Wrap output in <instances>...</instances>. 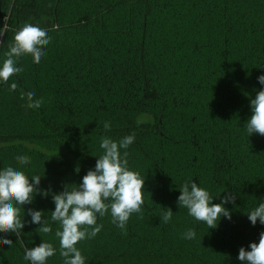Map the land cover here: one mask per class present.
<instances>
[{"label":"trees","instance_id":"1","mask_svg":"<svg viewBox=\"0 0 264 264\" xmlns=\"http://www.w3.org/2000/svg\"><path fill=\"white\" fill-rule=\"evenodd\" d=\"M25 23L51 42L39 63L24 55L23 71L0 81V170L42 177L49 195L23 206L18 235L0 233L12 241L0 243V264H31L25 249L42 241L56 249L46 264H64L52 193L95 168L102 137L133 133L126 151L129 169L145 179L142 213L123 229L110 209L97 214L101 231L76 245L86 264H243L239 249L264 232L247 217L264 202V136L246 125L250 100L264 89V0H0V66ZM21 92L41 106L28 108ZM17 155L31 163L21 166ZM189 180L215 204L236 196L224 205L231 220L209 229L178 207ZM29 208L44 212L50 233L30 223ZM167 208L174 214L164 223ZM189 229L194 239L184 238Z\"/></svg>","mask_w":264,"mask_h":264},{"label":"clouds","instance_id":"2","mask_svg":"<svg viewBox=\"0 0 264 264\" xmlns=\"http://www.w3.org/2000/svg\"><path fill=\"white\" fill-rule=\"evenodd\" d=\"M13 41L6 53L7 59L0 66V81L4 83L23 71L22 67L17 66L20 57L30 54L33 62L39 63L51 37L47 30L38 25L25 23L15 33ZM257 79L264 85V75ZM17 87L16 83H12L10 90L14 91ZM25 97L28 108L37 109L41 106L42 101L34 99V92H21V99ZM250 108L252 115L246 123L247 132L250 136H264V89L250 100ZM103 127L105 131H110L111 122H104ZM134 141V133L119 141L102 137L100 148L103 154L97 158L95 168L87 171L79 185L71 189L65 185L63 191L52 193L55 210L51 212V220L60 225L55 235L60 239V255L64 258V264H86V258L76 245L86 238H94L101 231L103 225L97 224V214L102 217L110 209L112 222L123 229L133 213H142L145 179L129 169L126 151ZM15 159L21 166L31 163V157L27 155H17ZM76 171L79 172V169ZM41 178L38 175L29 178L24 171L11 166L0 170V233L18 235L25 226L20 216L23 206L32 204L36 195H49L48 190L39 188ZM179 191L178 207L187 208L189 215L205 222L209 229L217 228L221 217L231 220V212L224 205L235 204L236 196L228 194L221 203L215 204L209 192L191 180L185 181ZM173 214L170 208L165 209L162 221L169 222ZM27 215L31 217L30 223L40 225L37 229L39 232L52 231L51 225L44 219L43 211L29 208ZM247 217L253 226L257 221L264 225V202H260ZM195 236L196 232L192 229L184 234V238L189 240ZM0 243L12 245L9 239H0ZM248 247L250 250L244 247L239 249L237 259L243 264H264V232L259 234L258 243L252 242ZM55 254L53 245L42 241L36 247L26 248L23 258L31 264H46L47 259Z\"/></svg>","mask_w":264,"mask_h":264}]
</instances>
